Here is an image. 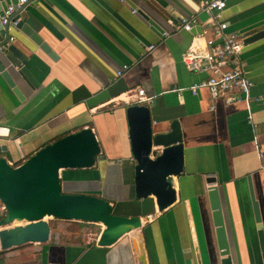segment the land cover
<instances>
[{"label": "crops", "instance_id": "1", "mask_svg": "<svg viewBox=\"0 0 264 264\" xmlns=\"http://www.w3.org/2000/svg\"><path fill=\"white\" fill-rule=\"evenodd\" d=\"M205 1L30 2L21 15L49 50L12 28L10 45L28 58L22 74L13 68L23 98L5 83L0 87V126L8 129L0 134L8 147L0 155L18 165L43 145L92 127L101 154L91 167L61 169L62 189L104 197L117 214L141 215L143 226L134 231L144 233L149 264H264V37L246 44L240 56L253 82L249 101H213L207 87L192 92L208 73L189 70L183 54L213 35ZM183 17L197 18L190 30L179 27ZM220 17L229 32L259 31L264 0H228ZM8 55L0 49L12 67ZM139 88L151 97L145 104L155 132L167 131L174 120L181 125L184 169L174 177L177 200L163 211L154 196L138 199L135 192L127 107L137 103L132 93ZM213 186L222 205L224 249L208 196ZM48 217L47 241L0 249V264H139L134 231L103 246V224Z\"/></svg>", "mask_w": 264, "mask_h": 264}, {"label": "water", "instance_id": "2", "mask_svg": "<svg viewBox=\"0 0 264 264\" xmlns=\"http://www.w3.org/2000/svg\"><path fill=\"white\" fill-rule=\"evenodd\" d=\"M34 0H28L10 16V20L19 18L12 26L10 21L3 25L1 17L18 0H0V46L11 35L10 27L21 28L34 41L46 50L49 47L38 33L21 15L26 6ZM264 37V29L254 31L245 38V44ZM10 65L0 58V74L3 81L13 92L23 98L16 84L14 67L22 74V64L27 56L15 46L7 49ZM129 138L132 154L136 160L135 192L138 199L154 196L159 211H163L177 200L174 177L184 169V151L181 125L178 120L170 124L167 131L155 132L151 109L148 104L134 103L127 107ZM6 139L0 137V154L7 151ZM101 154V145L92 127H85L66 134L55 141L40 147L35 153L18 165L11 164L0 155V201L4 204L5 214L0 217V249H9L29 242H45L50 235V222L46 217H57L101 223L104 229L99 244L108 246L115 243L124 234L143 226L141 215L125 216L114 211L112 202L104 197L89 193L64 192L60 171L65 168H87L95 164ZM216 179H209L215 182ZM208 196L213 211L214 225L219 247H227L226 228L223 220L222 205L217 186L210 187ZM257 219L259 208L254 201ZM17 222L16 225H9ZM24 224H21L23 223ZM264 250V235L259 231ZM133 247L139 264H149L148 247L143 232H133ZM227 264V263H226Z\"/></svg>", "mask_w": 264, "mask_h": 264}, {"label": "built area", "instance_id": "3", "mask_svg": "<svg viewBox=\"0 0 264 264\" xmlns=\"http://www.w3.org/2000/svg\"><path fill=\"white\" fill-rule=\"evenodd\" d=\"M27 1L18 0L16 7L9 5L1 17V23L5 25L10 21L12 26H15L19 18L10 20V16ZM227 2L228 0H206L203 3V11L212 15L213 35L207 39L204 45L191 46L183 54V61L191 71L208 73L206 80L190 87L192 92L196 93L200 87H207L213 101L218 98L228 103L243 99L249 101L253 82L243 68L240 56L246 45L245 38L250 33L227 31L228 21L220 17V13L227 7ZM196 21V17H183L179 27L190 30ZM9 29L12 30V27ZM1 40L2 38H0V42ZM14 40L15 37L10 35L7 42L0 46V49L7 50ZM148 48H153V45ZM132 95L137 103H148L151 100L143 88L135 89ZM212 106L214 107V102ZM4 133H8V129L0 126V134Z\"/></svg>", "mask_w": 264, "mask_h": 264}, {"label": "rangeland", "instance_id": "4", "mask_svg": "<svg viewBox=\"0 0 264 264\" xmlns=\"http://www.w3.org/2000/svg\"><path fill=\"white\" fill-rule=\"evenodd\" d=\"M3 215V214H2ZM1 214H0V217L2 216ZM46 219L47 220H49V217H46ZM57 221V218L56 217H51V221ZM13 224V223H12ZM16 224H18L17 222L16 223H14L13 225H16ZM21 224H24V222L23 223H21ZM86 225V227H91V228H95V227H97V225L95 224V223H89V224H85Z\"/></svg>", "mask_w": 264, "mask_h": 264}]
</instances>
